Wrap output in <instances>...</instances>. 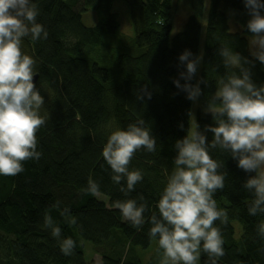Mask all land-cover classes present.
Instances as JSON below:
<instances>
[{
    "label": "trees",
    "instance_id": "trees-1",
    "mask_svg": "<svg viewBox=\"0 0 264 264\" xmlns=\"http://www.w3.org/2000/svg\"><path fill=\"white\" fill-rule=\"evenodd\" d=\"M178 1L189 9V17L171 37V0H123L132 33L127 37L113 12L115 0H33L39 8L37 22L48 36L36 41L24 37L21 51L35 60V84L45 100L40 115L50 118L36 133L40 159L25 161L24 171L15 176L0 175V264H94L84 258L86 243L102 264H144L138 250L152 242L158 258L146 264L160 263L163 250L158 237L149 234V218L159 216L157 204L175 167V143L187 135L192 113L206 140L213 139L205 131L215 126L206 109L218 81L234 70L225 67L220 50L231 49L251 61L245 65L251 79L264 85V64L250 55L251 17L244 0H208L207 9L205 0ZM88 10L97 15L92 27L81 20ZM200 49L199 74L188 83H206H200L193 109V101L173 80L185 83L179 73L186 66L179 56L189 50L195 57ZM141 118L156 138V151L141 148L134 154L129 170H141L143 179L125 195L120 189L126 180L112 181L102 150L113 131ZM210 154L223 161L221 171L226 172L224 188L214 195L218 209L227 213L226 223L214 224L221 229L225 252L216 264H264V238L257 232L264 214L249 215L254 195L243 187L255 173L240 169L230 153L217 148ZM89 179L99 184L97 195L83 191ZM141 195L147 210L145 223L136 228L114 205L127 199L140 203ZM65 208L75 225L62 215ZM45 213L61 228L60 239L44 226ZM67 237L76 242L70 256L60 248ZM198 264H211L207 253L201 252Z\"/></svg>",
    "mask_w": 264,
    "mask_h": 264
},
{
    "label": "clouds",
    "instance_id": "clouds-1",
    "mask_svg": "<svg viewBox=\"0 0 264 264\" xmlns=\"http://www.w3.org/2000/svg\"><path fill=\"white\" fill-rule=\"evenodd\" d=\"M244 3L251 17L247 23L252 33L250 55L264 64V15H261L264 2L244 0ZM38 15L39 8L33 0H0V175L4 176H15L24 171L25 161L40 159L36 133L50 118L40 115L45 100L34 83L35 60L21 51L24 37L31 36L33 41L47 39V31L37 22ZM219 54L225 67L234 70L218 81V90L206 109L212 114L215 126H206L205 131H210L213 139L208 142L192 120L187 135L175 143V167L157 204L159 216L154 213L149 218L152 225L149 234L158 237L159 248L163 250L161 264H198L201 252L208 254L211 264H216V259L225 254L221 229L214 224L217 220L226 223L227 213L218 209L214 195L224 188L226 172L221 171L223 161L210 154L214 149L230 153L240 169L255 173L243 185L254 195L248 213L264 214V85L258 87L251 79V71L245 67L251 64L247 58L228 48L221 49ZM202 58V52L193 57L185 50L179 56L186 66V71L179 73L185 83L181 85L178 79L173 80L176 88L193 102L201 95L200 83L206 82L188 81L195 76ZM144 94L151 98L146 90ZM156 145V138L142 118L109 135L102 157L114 173V183L126 180V187L120 189L125 195L134 191L143 179L141 170H129L134 154L141 148L155 152ZM83 191L97 195L99 184L89 179ZM138 199L140 203L137 199H127L114 205L136 228L145 223L147 210L144 197ZM62 215L70 225L76 224L68 208ZM44 226L53 237L61 238V228L48 213L44 216ZM257 232L264 238V223L258 225ZM75 247L76 242L70 237L63 238L60 244L66 256L72 255Z\"/></svg>",
    "mask_w": 264,
    "mask_h": 264
},
{
    "label": "rangeland",
    "instance_id": "rangeland-1",
    "mask_svg": "<svg viewBox=\"0 0 264 264\" xmlns=\"http://www.w3.org/2000/svg\"><path fill=\"white\" fill-rule=\"evenodd\" d=\"M173 5L172 10V32L171 37L175 36L177 33L181 32L184 28V25L186 23L187 18L189 17V9L185 7L182 3H179L178 0H171ZM208 7V0H205V8ZM113 12L118 16L120 21V31L127 37H131V27H130V21H129V15H128V9L123 0H115L113 4ZM82 23L85 26L92 27L97 23V15L94 11L88 10L87 12L83 13L81 15ZM201 54V49H200ZM200 66V65H199ZM199 66L196 73V76L199 74ZM196 102V101H195ZM195 102H193L195 109ZM194 119L193 113L191 114V120L190 125L192 123V120ZM98 199L104 201L102 196L98 195ZM90 248V244H85V252H84V258L86 262L94 261L95 264H101L100 258L98 255L91 253V251L88 249ZM141 249V248H140ZM138 257L141 259V261L146 264V262L155 261L158 258V254L156 252V244L152 242V244L146 249V250H138ZM161 255V254H160ZM161 257L157 262L162 261ZM156 262V263H157Z\"/></svg>",
    "mask_w": 264,
    "mask_h": 264
},
{
    "label": "water",
    "instance_id": "water-1",
    "mask_svg": "<svg viewBox=\"0 0 264 264\" xmlns=\"http://www.w3.org/2000/svg\"><path fill=\"white\" fill-rule=\"evenodd\" d=\"M35 81H36V77H34V83H35Z\"/></svg>",
    "mask_w": 264,
    "mask_h": 264
},
{
    "label": "bare ground",
    "instance_id": "bare-ground-1",
    "mask_svg": "<svg viewBox=\"0 0 264 264\" xmlns=\"http://www.w3.org/2000/svg\"><path fill=\"white\" fill-rule=\"evenodd\" d=\"M100 258V257H99ZM101 261V260H100ZM94 262V261H93ZM95 264V263H94ZM102 264V263H101Z\"/></svg>",
    "mask_w": 264,
    "mask_h": 264
}]
</instances>
